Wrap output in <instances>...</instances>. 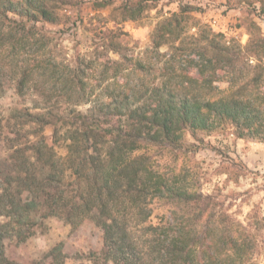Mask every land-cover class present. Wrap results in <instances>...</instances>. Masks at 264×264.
<instances>
[{"label": "trees", "instance_id": "16d2710c", "mask_svg": "<svg viewBox=\"0 0 264 264\" xmlns=\"http://www.w3.org/2000/svg\"><path fill=\"white\" fill-rule=\"evenodd\" d=\"M63 1L0 0V94L10 78L18 95L45 102L0 118V264H66L61 242L39 259L20 253L50 217L96 233L104 263L245 264L255 243L209 207L184 135L231 126L264 138V64L249 61L264 38L243 46L209 27L190 32L185 7L156 23L139 55L111 57L113 44L63 63L35 26L56 23ZM124 9L135 19L143 7Z\"/></svg>", "mask_w": 264, "mask_h": 264}, {"label": "rangeland", "instance_id": "374dc122", "mask_svg": "<svg viewBox=\"0 0 264 264\" xmlns=\"http://www.w3.org/2000/svg\"><path fill=\"white\" fill-rule=\"evenodd\" d=\"M56 5L58 21L37 22L35 26L55 60L63 63L73 64L82 56L93 59L113 44L117 53L111 57L120 53L139 55L149 46L156 23L185 7L190 9V20L196 21L190 32L209 27L243 46L251 38H264V0H65ZM136 5L143 7L139 15L125 18V6ZM10 15L18 17L13 12ZM249 61L253 65L264 64V54ZM4 84V93L0 94L1 119L14 108L43 111L45 102L37 92L18 95L13 89L14 81L7 78ZM77 108L88 112L89 105ZM184 144L190 158L187 166L195 171L200 193L210 197L209 207L216 214L224 213L230 220L238 221L252 237L254 253L245 264H264V138L238 137L233 127L227 126L210 133L198 131L195 136L186 132ZM5 153L6 148L1 146L0 156ZM166 211L165 206L155 208L149 221L157 222ZM43 223L42 229L20 248L21 255L39 259L61 242L66 264H113L99 258L98 235L88 234L85 226L76 233L57 217ZM91 250H96L94 255L89 254Z\"/></svg>", "mask_w": 264, "mask_h": 264}, {"label": "crops", "instance_id": "0c3cea01", "mask_svg": "<svg viewBox=\"0 0 264 264\" xmlns=\"http://www.w3.org/2000/svg\"><path fill=\"white\" fill-rule=\"evenodd\" d=\"M213 25V24H212Z\"/></svg>", "mask_w": 264, "mask_h": 264}]
</instances>
